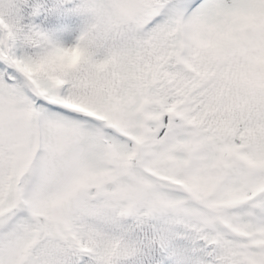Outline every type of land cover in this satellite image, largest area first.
Wrapping results in <instances>:
<instances>
[{
  "label": "snow or ice",
  "instance_id": "1",
  "mask_svg": "<svg viewBox=\"0 0 264 264\" xmlns=\"http://www.w3.org/2000/svg\"><path fill=\"white\" fill-rule=\"evenodd\" d=\"M0 264H264V0H0Z\"/></svg>",
  "mask_w": 264,
  "mask_h": 264
}]
</instances>
